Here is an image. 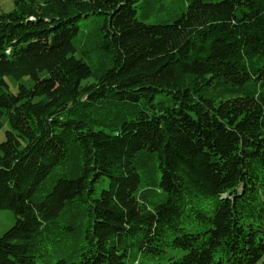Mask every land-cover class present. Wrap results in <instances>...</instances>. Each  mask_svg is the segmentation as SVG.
Masks as SVG:
<instances>
[{
  "label": "trees",
  "instance_id": "1",
  "mask_svg": "<svg viewBox=\"0 0 264 264\" xmlns=\"http://www.w3.org/2000/svg\"><path fill=\"white\" fill-rule=\"evenodd\" d=\"M4 117L0 264H264V0H14Z\"/></svg>",
  "mask_w": 264,
  "mask_h": 264
},
{
  "label": "rangeland",
  "instance_id": "2",
  "mask_svg": "<svg viewBox=\"0 0 264 264\" xmlns=\"http://www.w3.org/2000/svg\"><path fill=\"white\" fill-rule=\"evenodd\" d=\"M14 6V0H0V12H7L11 10ZM9 88L12 92L17 90V81L11 77H5ZM21 82L25 84H31V81L28 78H23ZM10 124L7 121L6 117L2 118V126L0 127V142L5 139V131L10 129ZM14 224V216L11 211L7 209H0V235L9 227Z\"/></svg>",
  "mask_w": 264,
  "mask_h": 264
}]
</instances>
